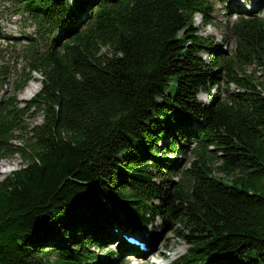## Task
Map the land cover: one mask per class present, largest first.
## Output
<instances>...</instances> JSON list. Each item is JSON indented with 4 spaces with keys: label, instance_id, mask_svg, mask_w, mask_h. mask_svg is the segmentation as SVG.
I'll return each mask as SVG.
<instances>
[{
    "label": "trees",
    "instance_id": "trees-1",
    "mask_svg": "<svg viewBox=\"0 0 264 264\" xmlns=\"http://www.w3.org/2000/svg\"><path fill=\"white\" fill-rule=\"evenodd\" d=\"M10 1L37 29L28 71L0 91V158L23 162L0 181V264H123L159 222L188 246L171 264H264V19L228 5L227 57L196 28L210 0ZM254 63L262 77H242Z\"/></svg>",
    "mask_w": 264,
    "mask_h": 264
},
{
    "label": "rangeland",
    "instance_id": "rangeland-1",
    "mask_svg": "<svg viewBox=\"0 0 264 264\" xmlns=\"http://www.w3.org/2000/svg\"><path fill=\"white\" fill-rule=\"evenodd\" d=\"M72 1V0H71ZM214 4V9L211 13H209V18L212 20L211 26L204 25V19L200 15H197L195 18L196 28L199 30V34L202 37H209V42H212L213 47H219L220 51H222L227 57H232L233 53L236 49V44L234 40H232L229 35L226 24L228 22H233L236 19V16H230L228 13V5L235 7L240 6L241 10L248 11L254 13L253 15H258L260 18L264 19V8L259 9V5L257 3L258 0H210ZM73 2V1H72ZM264 2V1H263ZM262 6V5H261ZM17 7L10 0H0V64H4V68L0 69L1 74H7V71L10 73L9 83H7L3 88H0L2 94L12 96L14 93V88L16 81L19 79L20 75L26 73L28 70L26 68V62L21 54H19V49L21 46L26 44L28 37H34L37 29L36 23L33 19L28 15L24 14L22 10L16 12ZM231 9L229 10V12ZM225 39V40H224ZM210 51V50H209ZM204 59L209 60L211 55L207 52L203 54ZM4 70V71H3ZM225 72H221V76L224 77ZM242 77L251 76L253 79H259L263 75V69L261 66L257 64H252L244 67L241 70ZM1 77V76H0ZM37 79H41V77L35 74ZM34 85L36 81H32ZM30 83L25 87L23 91H21L17 100L20 102H31L33 98L37 95H34L32 98H26L28 94V90H26ZM39 86H41L39 84ZM230 88L234 90L235 87L232 84L227 83L226 78L221 79L220 84V94L223 96L225 90ZM41 87L39 88V90ZM39 92V91H38ZM37 92V93H38ZM216 92L214 89L212 93ZM200 100L207 104L210 102L208 95L206 93H202L200 95ZM25 122L28 125H37L43 123V114L38 113L35 116L27 115L24 118ZM195 144L193 141H188L186 145V154L178 155L175 163L176 171L182 170L185 168L187 164L194 160L196 152ZM211 149V148H210ZM216 151H211L209 155L212 157V161L216 163ZM180 161V162H178ZM23 167V162L19 158V156H15L13 158H0V181L5 179L12 172L17 171ZM179 177H174V181L178 182ZM154 228V229H153ZM153 228L147 227L148 233V241L142 235V233H138L136 236L142 238L141 240L148 243V256L152 252L154 259L158 260L159 264H171L173 261L177 260L179 257L184 255L188 246L181 240H179L173 233H168L165 231L162 232V226L157 223ZM156 232V233H155ZM162 232L163 236L156 240L155 234ZM93 250V249H92ZM116 248L114 246H110L102 251L95 250L100 257H105L109 252H115ZM147 258L148 260L150 259ZM128 259V258H127ZM123 264H128L126 259Z\"/></svg>",
    "mask_w": 264,
    "mask_h": 264
},
{
    "label": "bare ground",
    "instance_id": "bare-ground-1",
    "mask_svg": "<svg viewBox=\"0 0 264 264\" xmlns=\"http://www.w3.org/2000/svg\"><path fill=\"white\" fill-rule=\"evenodd\" d=\"M31 83H33V82H31ZM31 83H30L29 87L26 89V90H28V94H27V96H25L26 98H32L34 95L37 94L38 91H40L39 90V88L41 87V86H39L40 83L35 82V83H38L37 85L31 84ZM149 257H150V255L147 258H149ZM147 258H144L143 261L144 262L147 261L148 260Z\"/></svg>",
    "mask_w": 264,
    "mask_h": 264
},
{
    "label": "water",
    "instance_id": "water-1",
    "mask_svg": "<svg viewBox=\"0 0 264 264\" xmlns=\"http://www.w3.org/2000/svg\"><path fill=\"white\" fill-rule=\"evenodd\" d=\"M145 239H146V238H145ZM150 254H152V252H151Z\"/></svg>",
    "mask_w": 264,
    "mask_h": 264
}]
</instances>
